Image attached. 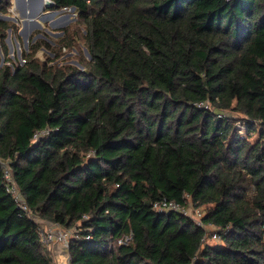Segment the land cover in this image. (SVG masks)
Returning a JSON list of instances; mask_svg holds the SVG:
<instances>
[{
  "label": "trees",
  "instance_id": "1",
  "mask_svg": "<svg viewBox=\"0 0 264 264\" xmlns=\"http://www.w3.org/2000/svg\"><path fill=\"white\" fill-rule=\"evenodd\" d=\"M52 1L81 28L22 63L0 0V157L38 218L0 162V264L52 263L42 220L72 230L71 264H264V0ZM187 195L204 225L154 208Z\"/></svg>",
  "mask_w": 264,
  "mask_h": 264
},
{
  "label": "rangeland",
  "instance_id": "2",
  "mask_svg": "<svg viewBox=\"0 0 264 264\" xmlns=\"http://www.w3.org/2000/svg\"><path fill=\"white\" fill-rule=\"evenodd\" d=\"M42 14L46 16L38 18L41 23V27H36L29 35L28 39H26L25 34L20 32V30L25 24L23 21V17L21 16L20 10L17 9L15 5V1L12 0V7L10 9V13L5 16L3 15V18L6 19H9L7 17L10 16H16L18 18V20L9 19L16 22V24L19 27L17 32H14L12 29L8 30L6 42L9 47L11 58L18 59L22 62L24 60L25 54H27L31 50L32 44L41 38L48 40L53 46L60 47L61 44L60 40L65 35L64 31H62L61 29L64 27L75 26L77 25L78 22V12L73 8L50 9V7H45L42 10ZM80 25L77 26L80 27ZM76 42H77V47L82 50V54L87 59H91V54L89 53L85 45V42L81 39H76ZM78 48L74 47L70 49L68 47H64L61 51L63 55L56 62L72 63L82 67V65L77 59V57L79 56ZM36 56L42 59H47V58H53L55 56V53L54 51L44 47L37 52ZM234 115L238 118L241 117L239 113H234ZM239 124L240 123H238V125ZM240 132L241 134L245 135L247 133L246 128L243 127L240 130ZM255 138H257L256 133L253 134L251 139L253 140ZM196 207L197 206H195L194 208ZM190 212L195 214L193 210H190ZM40 226L42 230L45 231V230H50L51 224L47 220H42L40 221ZM210 233L211 231L208 232V235H210ZM206 243L212 245H221L224 242L222 241V239L216 240L209 236ZM56 249H58L60 253H63L64 251V247L61 245L58 246Z\"/></svg>",
  "mask_w": 264,
  "mask_h": 264
},
{
  "label": "built area",
  "instance_id": "3",
  "mask_svg": "<svg viewBox=\"0 0 264 264\" xmlns=\"http://www.w3.org/2000/svg\"><path fill=\"white\" fill-rule=\"evenodd\" d=\"M65 8H72V7H65ZM26 59H24L22 62L24 63ZM204 107H209V104H204ZM221 116V115H220ZM241 126V124H239ZM243 127H241L242 129ZM240 129V130H241ZM49 132V130H42L40 133ZM38 134H36L37 136ZM0 162L4 163L6 165L5 167V178H6V188L9 193L12 194L14 197V200L18 204L19 207H21L26 214L35 220H38V218L33 213L32 209L29 207L27 200L23 193L21 192L15 178L12 168L9 164L5 162L3 158L0 157ZM188 198V204L182 205L181 203H178L174 200H168V199H162L158 200L154 203V208L158 211H179L183 212L185 214L190 215L193 217V219L200 225H204L203 223V216L206 214L205 206H197L192 201L189 195H187ZM197 206L196 208H194ZM190 210H193L195 214L191 213ZM40 224V223H39ZM50 230H42L41 228V241L43 244L48 248L50 251V254L53 258L51 264H71V254L69 252V240L72 235V230H67L62 228L57 223H51ZM211 231L210 235H208V232ZM208 232L206 234V238L212 237L214 239H221V234L219 232L218 228H210L208 229ZM129 239H131V236H127L125 238H121L119 240L120 243H126ZM63 246L64 251L63 253H60L58 249H56L58 246Z\"/></svg>",
  "mask_w": 264,
  "mask_h": 264
},
{
  "label": "water",
  "instance_id": "4",
  "mask_svg": "<svg viewBox=\"0 0 264 264\" xmlns=\"http://www.w3.org/2000/svg\"><path fill=\"white\" fill-rule=\"evenodd\" d=\"M16 3V7L20 10L25 23L20 32L24 33L26 39H28L29 35L36 27H41L38 18L46 16L42 14V10L45 7H51L54 2L52 0H16ZM73 9L75 8L73 7ZM7 18L18 20L16 16H10Z\"/></svg>",
  "mask_w": 264,
  "mask_h": 264
},
{
  "label": "bare ground",
  "instance_id": "5",
  "mask_svg": "<svg viewBox=\"0 0 264 264\" xmlns=\"http://www.w3.org/2000/svg\"><path fill=\"white\" fill-rule=\"evenodd\" d=\"M17 3H16V0H15V5H16Z\"/></svg>",
  "mask_w": 264,
  "mask_h": 264
},
{
  "label": "clouds",
  "instance_id": "6",
  "mask_svg": "<svg viewBox=\"0 0 264 264\" xmlns=\"http://www.w3.org/2000/svg\"><path fill=\"white\" fill-rule=\"evenodd\" d=\"M73 8V7H72Z\"/></svg>",
  "mask_w": 264,
  "mask_h": 264
}]
</instances>
